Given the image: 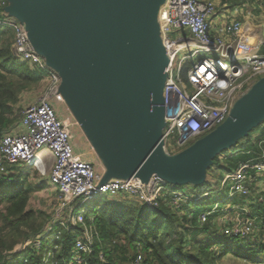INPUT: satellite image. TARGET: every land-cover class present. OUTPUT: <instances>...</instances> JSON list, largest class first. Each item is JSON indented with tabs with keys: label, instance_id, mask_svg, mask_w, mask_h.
<instances>
[{
	"label": "built area",
	"instance_id": "2783aa9c",
	"mask_svg": "<svg viewBox=\"0 0 264 264\" xmlns=\"http://www.w3.org/2000/svg\"><path fill=\"white\" fill-rule=\"evenodd\" d=\"M8 6L9 0H0V27L13 35L12 54L43 74L45 85L22 108L19 121L0 135V181L11 182L22 164L46 177L45 183L57 192L56 205L42 232L29 240L30 248L38 252L50 240L55 242V251L62 250L63 231L78 229L65 264H90L99 236L93 216L86 217L81 206L96 197L120 195L132 196L151 210L161 204L171 206L179 216L195 217L199 225L212 224L231 242H248L253 244L248 248L253 249L264 247V139L257 141L258 150L252 157L224 169L216 182H210L211 190L201 194L193 187L168 191L167 186L173 184L156 174L146 180L136 175L105 179V168L98 170L75 152L73 132L58 116L59 106L68 107L60 91L59 74L34 49L25 24L7 11ZM215 12L212 0H164L160 6L157 26L165 54L159 143L166 154L178 153L222 124L236 100L264 76V35H255L235 19L225 22L214 35L210 21ZM182 29L190 39L172 36ZM182 50L189 51L190 57L205 55L187 62L181 58L175 67V57ZM203 198L215 200L214 204L199 212L186 211L190 203ZM224 199L229 200L227 205L222 204ZM51 256L52 251H47L43 264ZM98 259L103 261L101 253ZM259 260L264 264V258ZM134 264H141L139 255Z\"/></svg>",
	"mask_w": 264,
	"mask_h": 264
},
{
	"label": "water",
	"instance_id": "95a60500",
	"mask_svg": "<svg viewBox=\"0 0 264 264\" xmlns=\"http://www.w3.org/2000/svg\"><path fill=\"white\" fill-rule=\"evenodd\" d=\"M164 0H9L34 49L60 77V91L110 176L200 184L214 155L264 119V76L226 120L175 154L159 139ZM204 174V175H203Z\"/></svg>",
	"mask_w": 264,
	"mask_h": 264
},
{
	"label": "trees",
	"instance_id": "16d2710c",
	"mask_svg": "<svg viewBox=\"0 0 264 264\" xmlns=\"http://www.w3.org/2000/svg\"><path fill=\"white\" fill-rule=\"evenodd\" d=\"M12 41L11 31L0 27V135L15 122V106L21 104V95L29 91L24 88L36 85L43 79V74L30 69L13 56ZM187 67L188 64L183 67L184 71ZM257 126L264 132V119ZM245 142H249V137ZM251 150L243 149L239 157L235 158L238 159L236 163H232L234 157H229L231 160L225 167L234 168L238 162L252 157L258 148L256 146L249 154ZM101 197L89 201L90 207L86 209V217L93 216L99 236L89 259L90 264H134L138 255L141 264H218V259L227 253L256 261L253 249L240 250L248 247V242H239L240 246L235 252L230 248L231 241L223 235L226 241L204 237L203 240H196L199 229L218 231L210 223L197 224L195 217L179 216L171 206L163 205L157 210H151L138 200L120 201L111 199L117 197L105 196L110 201L100 202ZM28 200L29 191L18 175L11 182L0 181V223H3L2 229L0 227V264H43L49 250L52 256L47 264H65L64 260L79 230L63 231L59 242L63 244L62 250L55 251V242L47 240L38 252L35 251L28 246V242L42 232L49 217L46 218L41 210L28 207ZM185 223L187 226L183 227ZM187 232L191 235L188 239ZM104 242H107V248ZM99 253L103 255V261L98 259Z\"/></svg>",
	"mask_w": 264,
	"mask_h": 264
},
{
	"label": "rangeland",
	"instance_id": "374dc122",
	"mask_svg": "<svg viewBox=\"0 0 264 264\" xmlns=\"http://www.w3.org/2000/svg\"><path fill=\"white\" fill-rule=\"evenodd\" d=\"M190 54L191 53L189 51H187V50L180 51L175 57V62H174L175 67L177 66V64H178V62L180 61L181 58L183 59L182 62H187L189 60H196V59H198V58H200V57L205 55L203 53H198L196 56L190 57ZM260 78L261 77H258L256 80H259ZM34 87H35V84L30 85V86H28V87H26L24 89H26L27 91L28 90L30 91ZM36 96L37 95H35L33 92H30V93L28 92L27 94H25V97H23L24 98L23 100H22V97H21V101H20L21 104L15 106V113L13 114L14 121H17L20 118V112H21L22 108L25 105H27L29 102L33 101L36 98ZM58 116H59L60 120L65 121V122H67L69 124L70 129L73 132V136H75V138L77 140H79V141H82V142L87 141V144H88V147H89V144L91 142H90L87 134L85 133V131H84L83 127H82V124L79 122V118L71 110V108L67 107V106H63V105H62V107L59 106L58 107ZM250 130H251V128H249L247 130V132L249 133ZM262 133H263V131L261 130L260 127H258V126L255 127L254 126V128L251 130V133H249V135L247 137L245 136V137L238 138L229 147L223 148L222 151H221V154H222L221 157L217 156V155H214V157L211 159L210 163L208 164V167H212V169L209 171L210 173L208 172V170L205 171V173L208 174V176L210 177L211 180L208 179L210 181H208V183H207V180H206V178L204 176L203 182H201L200 184H197V185L194 186V188H193L194 192H196L197 194H201L204 191L211 190L210 188H212L213 185L210 182H212V181L216 182L217 178L219 177V174H217L216 172H219V170L220 171H224V169L227 168L225 166H228L229 160H231V158H233V157H234V160H233L232 163H236V161L238 159H235V158L239 157V154L243 152L242 151L243 149H244V151H245V149H252L250 151V153H249V154H251L252 151L256 149L257 141H258L259 137L261 135H263ZM173 136L174 137L171 138L172 141L175 140L176 134H174ZM248 137H249V142H245L244 140H246ZM235 142H236V144H235ZM245 144H247V146H245ZM88 147H86V148L88 149ZM168 147L172 149V145L171 144H168ZM90 155L91 156L94 155L97 158H99L97 152H91ZM215 156H217V157H215ZM229 157H231V158H229ZM88 159H90V158H88ZM97 164L100 167L102 166V164L99 163V162H97ZM98 166H97V169L100 170V168H98ZM31 169L32 168L21 164L20 168L18 167L16 169L14 176L18 175V178H19L20 181H22L23 186L29 191L28 207H30V208H32L34 210H41L44 213V216L46 215L47 216L46 218H48L49 214H50V211H47V210H49L50 207H49L48 203L44 202L43 200L45 199L46 194H48V193L50 194L51 190L48 189L49 188V184L47 185L45 183V182H47L46 177H40L39 175H37L35 173L34 170H31ZM191 184H193V183H183V184H178V185L174 184V186L173 185L172 186L171 185L167 186L166 189L168 191L185 190V189L191 188ZM188 190H190V189H188ZM211 193H212L211 197H213L214 192L212 191ZM101 198L102 199H100V202H103V201H106V200L110 201V199H107L105 196H103ZM48 199L50 200V203L53 202V201H51L50 197ZM111 199H117V200H120V201H123L124 199H133V200H135L134 197L126 196V195H120V196H117V198H111ZM214 201L215 200L208 201L206 198H203V199H201L198 202L190 203L186 207V211L187 212L188 211H190V212H199V211L208 209L209 207H211L214 204ZM239 201H237V202H239ZM251 201H253V200H248V202H251ZM228 203H229L228 199H224L223 202H222L223 205H227ZM54 204L56 205L55 202H54ZM55 205L53 206V208L55 207ZM163 205L164 204H161V206H163ZM45 207H47V208L49 207V208L45 210ZM89 207H90V202H85L81 206V208L84 211H86V209H88ZM247 208H249V207L247 206ZM1 226L3 227V223L2 222L0 223V227ZM185 226H187L186 223L183 225V227H185ZM2 227H1V229H2ZM182 228H181V230H183ZM192 228H193V230L195 229L194 226ZM190 236H191L190 232H187L186 233L187 239L190 238ZM203 237L205 239H209V240H220V239H222V240L226 241V238L223 237L220 232H216V231L209 230V229L205 230V231L202 230V229H199V231L196 234V240H203ZM251 245H253V244H250L249 246H251ZM104 246L107 248V242H104ZM239 246H240V244H239L238 241H232L230 243V248L233 251H235V252H236V250L238 249ZM255 248H257V249L248 248L246 246L245 248H242L240 250L241 251H246V250L253 249L256 252V255L254 256L256 258V261H250V260H246V259L240 258V257L236 256L235 253H227L226 255H223L220 259H218L217 262H218V264H260V263L263 262V260L260 261L259 258H264V247H255Z\"/></svg>",
	"mask_w": 264,
	"mask_h": 264
},
{
	"label": "crops",
	"instance_id": "0c3cea01",
	"mask_svg": "<svg viewBox=\"0 0 264 264\" xmlns=\"http://www.w3.org/2000/svg\"><path fill=\"white\" fill-rule=\"evenodd\" d=\"M212 1L215 3V6H216V12L210 21L212 34H214V35L219 34L218 29L225 22H228L229 20L235 19V20L241 21L255 35H260V36L264 35V1H261V0H212ZM172 36H174V37L175 36H177V37L182 36V38L190 39V34L188 33V31L186 29H182L180 32H178L176 34H172ZM44 85H45L44 81L38 82L35 85V87L28 92L29 93L33 92L35 95H38L43 90ZM28 92L23 93L21 95L22 100L24 99L23 97H25V94H27ZM60 107H62V106H60ZM18 121H19V119L17 121H15L14 123L16 124ZM14 123L10 127H12L14 125ZM262 134L263 135H261L259 137L260 139H264V132ZM85 142L77 140L74 136L73 137V144H74L75 152L78 153L83 158L92 161L96 165V167L98 166L97 162L101 163L102 166L101 167L98 166V168H100V170L103 171L104 170V164H103L102 160L100 159L99 156H98L99 158L94 156L95 154L93 156L90 155L91 152H95V150H93L91 148V145H92L91 143L89 144V147H88L87 141H85ZM86 147H88V149ZM221 155H222L221 153L217 154V156H220V157H221ZM88 158H90V159H88ZM211 169H212V167H208L207 168L208 172ZM221 172L222 171L219 170V172H216V173L219 174V176H220ZM204 176H205L207 183H208V181L211 180L210 177L206 173ZM208 179H210V180H208ZM194 186H195V184H191V187L194 188ZM48 189L51 190L50 194L49 193L46 194V197L43 201L48 203V205L50 207V209L47 211H51V209L55 205L54 202L56 199L57 192L54 190V188H51L50 186ZM49 197L51 198V201H53L52 203H50V200L48 199ZM48 208L45 207V210Z\"/></svg>",
	"mask_w": 264,
	"mask_h": 264
}]
</instances>
